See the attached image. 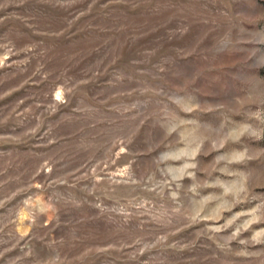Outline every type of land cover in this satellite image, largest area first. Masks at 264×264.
Segmentation results:
<instances>
[{
	"label": "rangeland",
	"instance_id": "rangeland-1",
	"mask_svg": "<svg viewBox=\"0 0 264 264\" xmlns=\"http://www.w3.org/2000/svg\"><path fill=\"white\" fill-rule=\"evenodd\" d=\"M0 264H264V0H0Z\"/></svg>",
	"mask_w": 264,
	"mask_h": 264
}]
</instances>
